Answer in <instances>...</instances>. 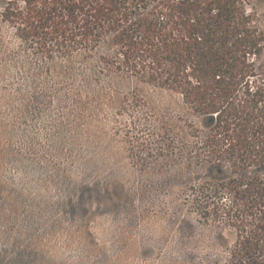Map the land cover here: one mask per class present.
I'll list each match as a JSON object with an SVG mask.
<instances>
[{
    "label": "rangeland",
    "instance_id": "374dc122",
    "mask_svg": "<svg viewBox=\"0 0 264 264\" xmlns=\"http://www.w3.org/2000/svg\"><path fill=\"white\" fill-rule=\"evenodd\" d=\"M246 9L264 32V0ZM102 52L46 61L0 23V264H227L234 230L183 205L182 177L146 174L124 136L125 96L172 125L180 97Z\"/></svg>",
    "mask_w": 264,
    "mask_h": 264
},
{
    "label": "trees",
    "instance_id": "16d2710c",
    "mask_svg": "<svg viewBox=\"0 0 264 264\" xmlns=\"http://www.w3.org/2000/svg\"><path fill=\"white\" fill-rule=\"evenodd\" d=\"M0 23L33 56L103 49L106 71L179 96L177 125L123 98L131 158L182 177L183 205L227 222V264H264V32L246 0H0Z\"/></svg>",
    "mask_w": 264,
    "mask_h": 264
}]
</instances>
